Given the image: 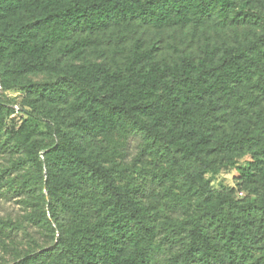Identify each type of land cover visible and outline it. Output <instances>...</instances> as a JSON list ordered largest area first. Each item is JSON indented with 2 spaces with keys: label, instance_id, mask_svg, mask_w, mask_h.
<instances>
[{
  "label": "trees",
  "instance_id": "1",
  "mask_svg": "<svg viewBox=\"0 0 264 264\" xmlns=\"http://www.w3.org/2000/svg\"><path fill=\"white\" fill-rule=\"evenodd\" d=\"M210 25L232 38L202 41ZM140 26L184 31L194 45L163 58L135 43L113 66L76 60L101 36L128 40ZM14 88L31 99L0 97V146L31 168L30 219L51 244L12 264H154L162 249L171 254L161 264H264V0H0V91ZM115 134L120 142L86 149ZM136 136L160 164L151 177L181 188L183 218L162 234L145 186L105 153L124 157ZM247 151L254 161L237 166ZM225 166L237 169L236 188L215 190L206 174Z\"/></svg>",
  "mask_w": 264,
  "mask_h": 264
},
{
  "label": "rangeland",
  "instance_id": "2",
  "mask_svg": "<svg viewBox=\"0 0 264 264\" xmlns=\"http://www.w3.org/2000/svg\"><path fill=\"white\" fill-rule=\"evenodd\" d=\"M199 38L202 41L206 39L209 42H227L232 38V31L230 28L210 25L205 29V34L199 36ZM135 43L140 44L142 48L153 43L159 48V56L163 58L169 54H175L172 45L179 50L182 48L184 51L189 46L194 45V41H191L188 35L185 37L184 31L173 29L154 31L145 26H140L128 40L122 38L119 30L101 36L98 38L96 45L80 55L76 60H102L107 65L113 66L124 59ZM25 79L41 81L46 79V75L44 73H31L27 74ZM246 95L250 103L245 101ZM246 95L237 103L243 104L245 101L249 109L254 112L258 105L254 103L251 90ZM0 97L2 100L7 101L8 104L13 103L16 105L31 99L26 96L25 89L22 88L0 91ZM35 104L48 115L56 114L57 117L63 120L69 118V114L66 111H59L52 105L41 102H36ZM261 107L264 111V96L261 99ZM21 118L22 114H15L14 122L19 123ZM40 126L43 128L42 125ZM2 140H4V137L1 138ZM115 141H121L118 134L106 140H99L97 143L93 139H88L86 149L97 152L102 146L111 145ZM142 146H144L143 139L140 136H136L128 140L124 157L121 156L120 158L119 155L117 156L118 152L113 151L110 146L105 153L120 160L124 166L130 168L126 179L141 182L145 186L144 198L150 207L152 220L162 234L179 223L181 218H183V212L175 206V201H178L181 195V188L177 183L163 182L161 184L157 182L156 178L151 177L152 169L159 167L160 164H157L158 162L153 155L150 158L146 152H141ZM20 155V152L10 149L8 145L3 144L0 146V264H12L16 258L24 253L33 250L37 251L51 244L49 232L42 225L35 224L30 219V212L33 208L32 196L35 192L34 177L31 168L27 164L16 163ZM234 160L237 162V166L244 167L252 164L254 158L251 152L247 151L236 159L234 158ZM132 164H135L134 168ZM238 177L239 174L235 166H225L217 173L206 174L211 187L215 190L228 187L235 189ZM236 196H240V193H237ZM170 254L171 251L167 249L156 251L154 264H161Z\"/></svg>",
  "mask_w": 264,
  "mask_h": 264
}]
</instances>
